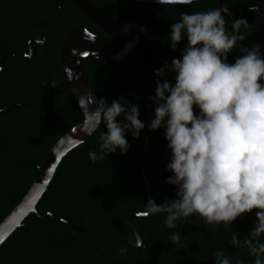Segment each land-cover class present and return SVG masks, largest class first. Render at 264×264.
Returning <instances> with one entry per match:
<instances>
[{"label": "trees", "instance_id": "1", "mask_svg": "<svg viewBox=\"0 0 264 264\" xmlns=\"http://www.w3.org/2000/svg\"><path fill=\"white\" fill-rule=\"evenodd\" d=\"M106 14L142 27L134 54L121 61L82 59L88 80L98 99L109 104L125 97L139 105L140 119L147 125L154 118V70L181 57L187 40L173 51L167 34L181 13L218 8L219 0H199L192 5H162L134 0H93ZM258 4L260 13L248 11ZM246 5L240 11L241 7ZM232 8L226 17L245 18L250 27L241 29L251 48L264 51V0H223ZM58 16L50 25V19ZM45 41L37 34L38 23ZM77 26L86 27L101 39L115 43L102 29L87 19L71 0H0V58L6 53H29L30 58H7L0 70V223L24 197L39 166L59 138L84 120L62 66L60 49L65 34ZM239 52L230 54L232 62ZM166 79L173 80L172 74ZM54 86V87H53ZM107 131L103 124L84 143L71 150L59 164L53 180L38 202V217L31 213L0 246V264H134L137 240L127 225L128 215L145 212L147 185L142 167L148 139L150 155L146 176L151 198L157 204L175 199V188L166 183L169 150L164 130L146 127L138 139L127 133L130 149L119 150L92 163L90 151H98L99 137ZM255 215L237 219L235 233L241 237L254 226ZM132 223L140 231L145 248L139 264H214L218 249L235 256L229 245L232 226H214L199 217L182 221V227L168 229L164 215L135 216ZM180 231L185 249L172 245L168 236ZM75 236V238H74ZM122 246L127 252L120 254ZM242 264H254L246 250L239 249Z\"/></svg>", "mask_w": 264, "mask_h": 264}, {"label": "clouds", "instance_id": "2", "mask_svg": "<svg viewBox=\"0 0 264 264\" xmlns=\"http://www.w3.org/2000/svg\"><path fill=\"white\" fill-rule=\"evenodd\" d=\"M162 5H192L195 0H158ZM248 11L260 13L258 4ZM228 7L206 11H185L167 34L168 46L175 51L187 40L181 57L154 70L157 77L154 118L146 125L138 104L125 97L85 101L88 105L89 134L103 124L107 131L99 137L98 151H90L92 163L116 153L127 154L130 144L147 127L164 130L171 173L166 183L174 186L175 199L146 203V216L164 215L168 229L182 227V221L199 217L209 225L232 224L239 218L255 215L254 226L243 237L233 233L228 241L246 250L254 264H264V51L260 44L251 48L241 29L250 24L245 18L228 20ZM239 52L234 61L230 54ZM172 74L173 80L166 79ZM71 79V77H69ZM54 87V86H53ZM93 106H95L93 108ZM2 111V109H0ZM172 245L185 249L180 231L168 236ZM137 247L142 242H136ZM127 252L122 246L120 254ZM214 264H242L239 257L218 249Z\"/></svg>", "mask_w": 264, "mask_h": 264}, {"label": "water", "instance_id": "3", "mask_svg": "<svg viewBox=\"0 0 264 264\" xmlns=\"http://www.w3.org/2000/svg\"><path fill=\"white\" fill-rule=\"evenodd\" d=\"M71 1L87 19L107 33L115 41V43L101 39L99 36L92 33L83 26L74 27L65 34L60 49V59L69 79L74 97L84 115V120L71 128L66 134L57 140L53 147L48 151L42 164L39 166L36 177L27 193L20 200V202L16 204L14 209L1 221L0 236H6L7 239L17 228L22 226L24 219L31 213L37 215L38 217L49 215L53 220L61 221L69 226L68 221L65 219L54 218L51 213H39L36 209V206L53 180L55 172L62 159L71 150L84 143L94 134H89L87 131L89 125L88 105L86 103L84 110H82L79 104V98L83 97L85 101H87L88 99L92 98V96H94L97 100L99 99L88 80L82 64V59L108 62L127 59L134 54L140 39L141 31H144L142 27L106 14L94 3L93 0ZM134 1L160 4L158 0ZM197 1L199 0H195V2ZM218 6L224 7L223 0H219ZM244 8H247V6L243 5L240 11H242ZM229 9L233 10L232 8ZM57 19L58 16L54 19H50V25L56 22ZM42 25H44L43 21L38 24L39 35H41L40 29ZM42 41H44V38ZM36 42L39 41L33 39L29 42V53L6 52L0 60V70L4 68L7 58L16 59L21 56L30 58L33 53L32 44ZM69 77H71V79ZM94 107L95 106H93V108ZM149 155L150 151L147 139L145 146V156L143 158L142 174L147 185L148 200L151 198L150 184L146 176L147 159ZM45 180H48L47 184L44 183ZM144 213L145 212L134 211L130 213L127 218V225L129 229L134 232L136 240L142 242V246L137 248L134 264H139L141 254L145 246L142 241L139 229L132 223V218L135 216H146ZM236 223L237 220L233 224V233H235ZM238 255L239 249H236L234 258L238 257Z\"/></svg>", "mask_w": 264, "mask_h": 264}, {"label": "snow or ice", "instance_id": "4", "mask_svg": "<svg viewBox=\"0 0 264 264\" xmlns=\"http://www.w3.org/2000/svg\"><path fill=\"white\" fill-rule=\"evenodd\" d=\"M53 167H55V166H53ZM44 183L47 184L48 180H45ZM6 239H7L6 236H0V245H2Z\"/></svg>", "mask_w": 264, "mask_h": 264}, {"label": "flooded vegetation", "instance_id": "5", "mask_svg": "<svg viewBox=\"0 0 264 264\" xmlns=\"http://www.w3.org/2000/svg\"><path fill=\"white\" fill-rule=\"evenodd\" d=\"M40 22H41V21H40ZM40 22H39V23H40ZM43 22H44V21H43ZM39 23H38V24H39ZM42 27H47L46 24H45V22H44V25L41 26V28H42ZM38 28H39V27H38ZM37 34H38V36L41 38L40 40H42V39L44 38V37H42V35H39L38 30H37ZM40 34H41V31H40ZM36 40H37V39H36ZM44 41H45V38H44ZM1 58H2V57H1ZM1 58H0V60H1Z\"/></svg>", "mask_w": 264, "mask_h": 264}]
</instances>
